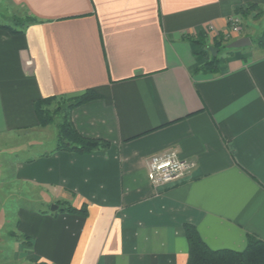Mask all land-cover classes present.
I'll use <instances>...</instances> for the list:
<instances>
[{
  "label": "crops",
  "instance_id": "crops-1",
  "mask_svg": "<svg viewBox=\"0 0 264 264\" xmlns=\"http://www.w3.org/2000/svg\"><path fill=\"white\" fill-rule=\"evenodd\" d=\"M7 3L39 23L0 29V137L40 134L36 101L93 89L101 97L70 120L82 136L109 142L79 154L55 150L56 136L25 159L12 147L13 181L39 189L43 207L21 211L28 239L16 262L186 264V225L212 250L243 251L249 236L264 242V51L234 49L218 74L197 72L230 18L264 0ZM201 34L204 49L192 41ZM172 150L197 168L155 188L148 160ZM58 202L86 205L88 215L46 211Z\"/></svg>",
  "mask_w": 264,
  "mask_h": 264
},
{
  "label": "trees",
  "instance_id": "trees-1",
  "mask_svg": "<svg viewBox=\"0 0 264 264\" xmlns=\"http://www.w3.org/2000/svg\"><path fill=\"white\" fill-rule=\"evenodd\" d=\"M253 11H259V7L256 5H249L246 10H238L243 16L248 15ZM37 23H39L38 20L28 17L25 22L19 24L16 23L15 27L0 26V29L8 30L12 34H20L29 25ZM192 41L204 49L206 47L207 36L201 34L199 38L192 39ZM233 41L226 40L222 34L215 37L213 39L212 51L214 53L212 57L209 58L206 63L197 70V72H202L208 75L218 74L220 72L219 66L223 62L222 55L225 52L231 51L228 49V45ZM256 42L257 45L264 50V31ZM199 53L207 55L205 51ZM100 97L101 96L93 89H88L81 96L73 99L50 97L35 102V110L40 126L42 127H46L54 121V115H52L45 107L59 100L66 103V106L61 108L64 112V116L63 122L59 125L55 150L72 151L79 154H91L95 151L109 147V142L82 136L74 128L70 120V113L73 109L90 101L99 99ZM58 112L55 113L58 114ZM57 205L60 206L58 212H65L82 218H86L88 215L86 205L82 206L80 209L74 208L66 203L58 202ZM185 234L189 246L188 261L186 264H264V242L257 237L249 236L245 250L234 251L228 249H210L201 239L197 229L192 225L185 226ZM25 239L27 240L28 238L25 237Z\"/></svg>",
  "mask_w": 264,
  "mask_h": 264
},
{
  "label": "rangeland",
  "instance_id": "rangeland-1",
  "mask_svg": "<svg viewBox=\"0 0 264 264\" xmlns=\"http://www.w3.org/2000/svg\"><path fill=\"white\" fill-rule=\"evenodd\" d=\"M20 13L14 12L8 5L7 0H0V26L15 27L16 23L25 22L27 18L20 15ZM242 20L239 35L245 33L246 36L251 38L252 46L256 50L257 48L263 50L257 45L256 40L264 31V8H259V11H253L245 16L242 15ZM222 35L224 36V34ZM212 53L214 52L212 51ZM65 106L66 103L59 100L45 107L54 115V121L46 127L40 126L43 130L36 136H23L17 138L18 140L15 138L17 142L0 137V259L3 260L4 264H19L15 260L14 252L18 249L20 242L26 240L18 229L21 211L30 209L33 212H38L43 209L38 201L41 196L39 189L20 186L13 181L14 170L11 167L9 168L11 164L14 165L15 160L12 152L14 148L22 147V150L25 151H20L17 154L21 159H25L37 155L43 149L53 147L54 139L59 132V125L63 122L64 112L61 108ZM55 112H58V114ZM34 145L39 147H36L35 150L31 148L34 150L33 152L26 149L27 146ZM41 147L42 149H40ZM45 209L49 212L51 207Z\"/></svg>",
  "mask_w": 264,
  "mask_h": 264
},
{
  "label": "built area",
  "instance_id": "built-area-1",
  "mask_svg": "<svg viewBox=\"0 0 264 264\" xmlns=\"http://www.w3.org/2000/svg\"><path fill=\"white\" fill-rule=\"evenodd\" d=\"M242 15L237 14L229 20V30L224 34L226 40H231L241 32ZM209 29H213L212 27ZM148 179L155 188L188 179L197 168L193 160L183 159L176 150L152 156L147 163Z\"/></svg>",
  "mask_w": 264,
  "mask_h": 264
},
{
  "label": "water",
  "instance_id": "water-1",
  "mask_svg": "<svg viewBox=\"0 0 264 264\" xmlns=\"http://www.w3.org/2000/svg\"><path fill=\"white\" fill-rule=\"evenodd\" d=\"M252 45V41L249 37H241L239 39L234 40L228 45V49L234 50V49H242L246 47H250ZM59 209L58 205H53L51 207V210L53 212L57 211Z\"/></svg>",
  "mask_w": 264,
  "mask_h": 264
}]
</instances>
